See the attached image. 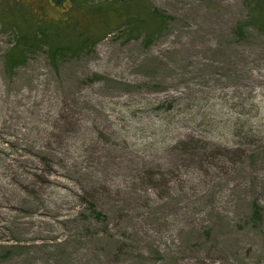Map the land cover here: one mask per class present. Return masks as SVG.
<instances>
[{
    "label": "rangeland",
    "instance_id": "1",
    "mask_svg": "<svg viewBox=\"0 0 264 264\" xmlns=\"http://www.w3.org/2000/svg\"><path fill=\"white\" fill-rule=\"evenodd\" d=\"M143 1L154 36L116 23L57 65L7 70L0 23V264H264V19Z\"/></svg>",
    "mask_w": 264,
    "mask_h": 264
},
{
    "label": "trees",
    "instance_id": "2",
    "mask_svg": "<svg viewBox=\"0 0 264 264\" xmlns=\"http://www.w3.org/2000/svg\"><path fill=\"white\" fill-rule=\"evenodd\" d=\"M44 2V0H42ZM58 12L48 15L44 8L31 0H0V23L15 28L16 39L5 52V67L9 71L26 63L30 53L44 49L49 52L55 65L65 55L82 52L95 36L107 35L113 25L125 22V31L141 33L147 28V38L154 36L166 19L163 13L149 7L143 0H46ZM146 18L161 23L155 28L145 27ZM264 19V0H254L251 7V20L247 24H256ZM94 20L84 25V21ZM245 27V23L242 25ZM6 29V28H5ZM96 33V34H95ZM256 207L258 205L256 204ZM91 216L105 221L109 215L90 201Z\"/></svg>",
    "mask_w": 264,
    "mask_h": 264
}]
</instances>
